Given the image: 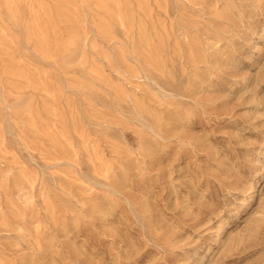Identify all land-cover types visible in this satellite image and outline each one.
Instances as JSON below:
<instances>
[{
	"label": "rangeland",
	"instance_id": "rangeland-1",
	"mask_svg": "<svg viewBox=\"0 0 264 264\" xmlns=\"http://www.w3.org/2000/svg\"><path fill=\"white\" fill-rule=\"evenodd\" d=\"M0 264H264V0H0Z\"/></svg>",
	"mask_w": 264,
	"mask_h": 264
},
{
	"label": "bare ground",
	"instance_id": "bare-ground-1",
	"mask_svg": "<svg viewBox=\"0 0 264 264\" xmlns=\"http://www.w3.org/2000/svg\"><path fill=\"white\" fill-rule=\"evenodd\" d=\"M147 19V18H146ZM255 31V30H254ZM122 58V57H121ZM92 73V72H91ZM19 77V76H18ZM19 79V78H18ZM20 80V79H19ZM32 121V120H31ZM23 143V142H22ZM40 153V152H39ZM58 161V160H57ZM60 162V161H59ZM232 204V203H231ZM126 222V221H125ZM111 223V222H110ZM129 223V222H128ZM256 238V237H255ZM175 239V238H174ZM183 245V244H182ZM186 253V252H185Z\"/></svg>",
	"mask_w": 264,
	"mask_h": 264
}]
</instances>
